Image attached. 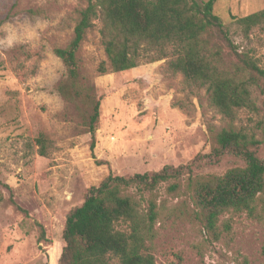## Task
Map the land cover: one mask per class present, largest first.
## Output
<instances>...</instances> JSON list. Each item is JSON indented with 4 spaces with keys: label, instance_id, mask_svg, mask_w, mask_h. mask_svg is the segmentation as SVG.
Listing matches in <instances>:
<instances>
[{
    "label": "rangeland",
    "instance_id": "obj_1",
    "mask_svg": "<svg viewBox=\"0 0 264 264\" xmlns=\"http://www.w3.org/2000/svg\"><path fill=\"white\" fill-rule=\"evenodd\" d=\"M87 0H0V264H56L69 211L90 186L108 174L130 176L164 165L188 163L210 151L209 126L226 124L202 88L190 89L166 70L168 58L143 61L120 72L100 73L106 60L99 18L79 49L82 81L100 101L95 145L76 106L57 91L65 69L53 48L69 41L75 10ZM264 9V0H216L213 12L229 29L238 52L264 69V23L248 37L238 35L233 16ZM30 10H32L30 12ZM255 79L251 107L239 110L236 125L260 136L264 126V78ZM46 140V155L36 138ZM264 156V145L258 149ZM225 156L200 163L195 172L223 173L241 166ZM161 216L148 244L155 264H264V202L257 215L222 217L230 230L219 241L190 215L180 192L157 190ZM111 263L117 259L111 257Z\"/></svg>",
    "mask_w": 264,
    "mask_h": 264
},
{
    "label": "trees",
    "instance_id": "obj_2",
    "mask_svg": "<svg viewBox=\"0 0 264 264\" xmlns=\"http://www.w3.org/2000/svg\"><path fill=\"white\" fill-rule=\"evenodd\" d=\"M216 0H87L75 10L72 35L54 54L65 69L57 91L73 103L83 126L95 145L101 97L92 85L82 81L79 49L86 32L99 18L100 36L106 60L100 73L131 69L143 61L168 58L166 70L179 74L190 89L202 88L208 104L226 124L209 126L210 151L198 153L188 163L164 165L157 171L130 176L106 175L90 186L83 202L66 216L56 264H155L148 244L155 236L161 216L157 190L187 194L190 215L209 238L219 241L230 230L223 216L234 212L257 215L264 202V126L260 136L236 125L238 112L254 105L255 76L264 78V69L246 52H238L229 29L213 12ZM32 10H30L31 12ZM238 35L248 37L264 23V9L245 16H233ZM5 18H0V24ZM39 153L46 155V140L36 138ZM225 156L241 159L243 165L223 173L195 172L200 163H213ZM264 253V248H263ZM43 264H50L45 259Z\"/></svg>",
    "mask_w": 264,
    "mask_h": 264
}]
</instances>
